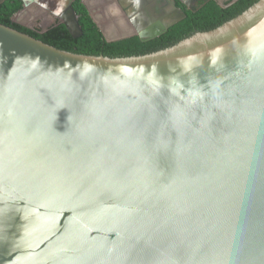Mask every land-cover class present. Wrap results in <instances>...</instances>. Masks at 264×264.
I'll return each instance as SVG.
<instances>
[{"label":"water","instance_id":"1","mask_svg":"<svg viewBox=\"0 0 264 264\" xmlns=\"http://www.w3.org/2000/svg\"><path fill=\"white\" fill-rule=\"evenodd\" d=\"M54 1L82 35L74 0ZM151 1L157 22L112 34L82 0L108 41L186 16ZM32 2L13 20L31 27ZM0 264H264V0L132 56L0 22Z\"/></svg>","mask_w":264,"mask_h":264},{"label":"trees","instance_id":"2","mask_svg":"<svg viewBox=\"0 0 264 264\" xmlns=\"http://www.w3.org/2000/svg\"><path fill=\"white\" fill-rule=\"evenodd\" d=\"M257 1L226 0L220 4L217 0H209L196 11L184 8L185 18L171 26L167 32L146 41L138 35L108 41L82 0L73 2L83 30V34L78 37H74L63 23L51 25L46 31H42L40 27H28L14 21L13 16L23 7V0H5L1 3L0 22L61 49L111 57L132 56L166 48L197 31L218 27L238 16Z\"/></svg>","mask_w":264,"mask_h":264},{"label":"flooded vegetation","instance_id":"3","mask_svg":"<svg viewBox=\"0 0 264 264\" xmlns=\"http://www.w3.org/2000/svg\"><path fill=\"white\" fill-rule=\"evenodd\" d=\"M91 1L93 2L94 6L97 8V14L99 18H101V20L110 24L111 26L115 27V30H117L116 33L120 31L137 32V27L135 22L137 21V23H140L141 18L145 25L150 24L149 23L150 21L157 22L156 21L157 19H155L152 16L146 15L145 13H142V17H141V15L139 14L141 10H137V7H143L145 5L146 0H91ZM175 1L178 7L182 10L184 8L190 10L194 8L193 11H196L198 8L206 4L209 0H188L187 3L183 2L182 0H175ZM217 1L220 4H223L226 0H217ZM151 2L154 4L157 13L161 7H164L165 4H167L165 0H152ZM42 5L46 6L49 9L46 10ZM54 8H56L54 0H34V2H32V4L28 7V9H26V11L20 16V18L24 20L27 18L29 20H33L34 18L40 19L42 24L41 25L36 24V27L43 26L44 24L52 20H54L55 21L54 24H56L59 19L56 17L55 14L51 12V10ZM138 14L140 15V17H138Z\"/></svg>","mask_w":264,"mask_h":264},{"label":"rangeland","instance_id":"4","mask_svg":"<svg viewBox=\"0 0 264 264\" xmlns=\"http://www.w3.org/2000/svg\"><path fill=\"white\" fill-rule=\"evenodd\" d=\"M24 12H25V11H24ZM24 12H23V13H24ZM23 13H22V14H23ZM22 14H21V15H22ZM21 15H20V16H21ZM20 16H18V17H16V18H17L21 23H23V24H27V25H29V26H31V27H36V24H37V25H41V24H42L41 21H40V19H38V18H36V19L34 18L33 20H29V19L27 18V19L24 20V19H21ZM17 19H16V20H17ZM54 22H55V21L52 20V21H50V22H48V23H46V24H44V25L47 26V27H49V26L53 25ZM44 25H43V26H44ZM43 26H37V27H40V28L43 29Z\"/></svg>","mask_w":264,"mask_h":264},{"label":"bare ground","instance_id":"5","mask_svg":"<svg viewBox=\"0 0 264 264\" xmlns=\"http://www.w3.org/2000/svg\"><path fill=\"white\" fill-rule=\"evenodd\" d=\"M114 28V27H113ZM113 30V32H111L112 34H114V33H116V31L117 30H115V28L114 29H112ZM110 34V33H109Z\"/></svg>","mask_w":264,"mask_h":264},{"label":"crops","instance_id":"6","mask_svg":"<svg viewBox=\"0 0 264 264\" xmlns=\"http://www.w3.org/2000/svg\"><path fill=\"white\" fill-rule=\"evenodd\" d=\"M115 28V27H114ZM112 26L109 28V30L111 31V32H113V30L112 29H114Z\"/></svg>","mask_w":264,"mask_h":264}]
</instances>
